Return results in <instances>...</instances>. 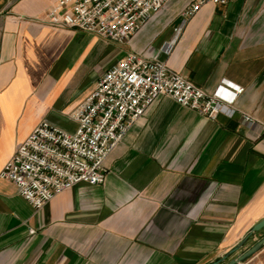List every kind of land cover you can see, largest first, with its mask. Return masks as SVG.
<instances>
[{"label":"crops","instance_id":"1","mask_svg":"<svg viewBox=\"0 0 264 264\" xmlns=\"http://www.w3.org/2000/svg\"><path fill=\"white\" fill-rule=\"evenodd\" d=\"M55 1L0 0V170L42 119L74 130L71 111L127 51L164 60L206 91L224 79L243 90L232 116L215 120L159 96L106 159L102 184L74 185L38 210L0 178V264L220 257L264 217L262 1L207 3L175 36L190 0H168L124 44L47 24ZM241 112L256 124H242Z\"/></svg>","mask_w":264,"mask_h":264},{"label":"built area","instance_id":"2","mask_svg":"<svg viewBox=\"0 0 264 264\" xmlns=\"http://www.w3.org/2000/svg\"><path fill=\"white\" fill-rule=\"evenodd\" d=\"M167 1L56 0L47 9L45 21L124 44ZM261 1L264 13V0ZM227 2L190 0L180 12L175 36L203 5L222 6ZM242 90L224 79L213 91H206L169 68L164 60L127 51L103 70L92 91L71 111L74 130L42 119L4 163L0 178L13 183L19 195L38 210L74 185L102 184L108 172L106 159L159 96H168L179 105L215 120L220 114L232 116ZM240 120L248 127L256 124L249 113L241 112Z\"/></svg>","mask_w":264,"mask_h":264},{"label":"water","instance_id":"3","mask_svg":"<svg viewBox=\"0 0 264 264\" xmlns=\"http://www.w3.org/2000/svg\"><path fill=\"white\" fill-rule=\"evenodd\" d=\"M262 228H264V217L250 226L243 237L228 251L207 264H241L246 262L255 252L264 246V233L253 244L245 249L242 248ZM230 256L233 257L228 259Z\"/></svg>","mask_w":264,"mask_h":264},{"label":"rangeland","instance_id":"4","mask_svg":"<svg viewBox=\"0 0 264 264\" xmlns=\"http://www.w3.org/2000/svg\"><path fill=\"white\" fill-rule=\"evenodd\" d=\"M96 36V35H95ZM99 37V36H97ZM100 39L104 40L105 42L108 41L110 43H113V44H117L113 41H110V40H107V39H104L102 37H99ZM46 119V118H44ZM264 233V228H262L261 230L257 231L255 233V235L250 238L246 244L244 245V247L242 249H245L247 248L248 246H250L251 244H253L257 239L260 238V236ZM245 264H264V246H262L261 249H259L257 252H255L249 259H248V262H246Z\"/></svg>","mask_w":264,"mask_h":264}]
</instances>
